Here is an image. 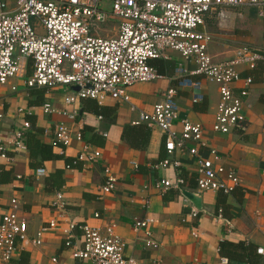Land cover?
Segmentation results:
<instances>
[{"label": "built area", "instance_id": "1", "mask_svg": "<svg viewBox=\"0 0 264 264\" xmlns=\"http://www.w3.org/2000/svg\"><path fill=\"white\" fill-rule=\"evenodd\" d=\"M244 9L255 10L264 20V0H0V91L11 86V91L16 92L19 85L12 84L13 80L28 90L38 88L49 92L62 88L67 92L66 107L73 109L59 111L46 102L42 113L59 114L73 121L79 116L77 104L81 100H95L100 106L108 100L125 103L131 112H139L134 125L146 124L163 132L169 156L186 150L196 165L200 191L232 194L241 186L240 177L225 165L226 158L205 139L204 126L181 118L178 91L201 90L202 80L194 78L197 76L217 84L220 102L212 131L223 135L247 133L254 79L242 77L238 68L246 66L254 70L264 61V53L244 46L233 59L215 62L210 54L215 35L209 30L213 22L224 28L232 13L242 16ZM112 22L117 24L113 35L103 37L102 26ZM175 58L183 62L175 69L176 85L163 93V100L151 112L139 109L130 89L139 83L167 78L152 62ZM238 83L242 85L237 87ZM202 99V94L197 93L193 102ZM18 112L27 117L34 115L26 107H20ZM4 119L5 113L0 110V171L3 163L13 161L11 148L27 151L26 136L32 129L31 121L25 119L21 129L4 132L1 129ZM74 138L83 144L74 164L96 162L102 157L99 148L85 142L81 129L74 132L64 122L56 126L53 144L68 147ZM131 163L138 167L135 161ZM180 166L179 160L167 158L155 168L168 170ZM36 173L44 176L46 170L39 168ZM104 174L102 196L113 192L118 182L109 167ZM183 184L184 178L176 181L167 178L158 181L157 187L166 192L171 188L181 189ZM55 205L62 212L66 209L62 193L57 194ZM20 212L21 204L16 199L11 200L3 213L0 210V264H12L29 243L41 247L44 235L58 227L59 221L52 219L48 227L39 229L30 238L28 222ZM256 216L259 221L263 218L259 212ZM100 217L99 213L95 214V218ZM151 223V219L135 220L133 226L137 233H145L146 247L157 248L149 231ZM258 227L264 233V225ZM76 230H80V236H76ZM116 230L113 222L101 226L72 223L64 231L65 246L80 264H140L125 255V242ZM257 253L264 255V248H257Z\"/></svg>", "mask_w": 264, "mask_h": 264}, {"label": "crops", "instance_id": "2", "mask_svg": "<svg viewBox=\"0 0 264 264\" xmlns=\"http://www.w3.org/2000/svg\"><path fill=\"white\" fill-rule=\"evenodd\" d=\"M241 12L242 16L232 13L224 28L217 22L212 24L225 32L231 26L241 27L237 19L246 21L250 15L255 16L254 23L246 25L248 29L239 28L235 33L225 32L217 37L209 26L216 36L210 45V54L215 62L233 59L244 46L264 53V20L255 10L244 9ZM190 67L195 69L194 65ZM238 69L242 77L254 79L251 87L253 108L247 112L249 129L245 134L223 135L212 131L220 102L217 84L197 76L194 78L202 80L201 90L188 88L178 91L181 118L202 124L205 139L226 158L225 165L233 168L240 177L241 186L229 195L200 191L196 165L186 150L169 156L163 132L146 124L134 125L133 122L139 120V112H131L125 103L108 100L103 105L107 114L100 115L84 110L81 100L77 104L79 116L73 121L59 114L44 115L42 105H31L35 100L29 92L31 89H25L19 81L11 82L19 85L16 92L11 91V86L3 87L0 110L5 113L1 124L4 132L19 130L25 119L32 118L34 126L41 130L37 139L51 146L56 126L64 122L74 132L81 129L85 142L102 152V157L96 162H81L67 168L68 162L76 160L83 149V144L75 138L71 146L55 147L53 152L58 158L47 161L31 159L29 149H10L13 179L0 181L1 212L8 209L11 200H18L20 214L29 225L30 238L39 229L48 227L52 219L59 221L56 230L44 235L41 247L30 243L25 245L12 264H80L74 259L72 250L65 246L64 231L72 223L101 226L108 222L117 225L116 231L125 242V255L135 258L140 264H264V255L257 253V248H264V233L258 227L264 225V73L256 74L246 66ZM173 73L166 74L167 78L163 80L133 86L129 92L137 107L151 112L153 106L163 100V93L176 85ZM241 85L236 84L237 87ZM58 91L62 96H58ZM63 92L62 88L47 91L44 103L51 102L59 111L73 109L66 107ZM197 93L202 94L203 99L194 103ZM20 107L31 109L34 115H21L18 112ZM29 132L37 131L32 128L27 134ZM167 158L179 160L181 166L168 170L155 168ZM132 161L138 164L137 168ZM106 167L111 169L118 182L113 192L102 196ZM39 168L46 170L44 176L37 175ZM167 178L175 181L184 178L185 184L181 189L171 188L163 192L157 187V182ZM183 190L195 194L198 204L187 198ZM58 193L63 194L67 203L63 212L55 205ZM194 211H197L196 216ZM257 212L263 216L260 221L256 218ZM96 213L101 215L100 219L95 218ZM144 219L153 220L149 231L151 239L158 244L157 248L146 247L145 233L134 230V221ZM75 233L76 236L81 235L80 230Z\"/></svg>", "mask_w": 264, "mask_h": 264}, {"label": "trees", "instance_id": "3", "mask_svg": "<svg viewBox=\"0 0 264 264\" xmlns=\"http://www.w3.org/2000/svg\"><path fill=\"white\" fill-rule=\"evenodd\" d=\"M152 65L156 67L158 71L163 75H166V74L171 75L173 72L175 73L176 66L173 63V61L156 60L152 62ZM254 71L256 74H258V72L261 74L264 73V62H259L258 66L254 69ZM29 92L32 96L35 97V100L33 102L31 101V105H43L45 101V94H47L46 89H31ZM83 104H84L83 105L84 110L91 111L93 113L100 114V115L107 114L105 108L103 106L98 105V103L95 100L86 99V100H83ZM29 120H32V128L37 131L35 133L29 132L26 136L27 138L26 144L30 152V158L31 159L41 158L43 161L58 158V155H56L53 152V149L55 147L61 148V145L52 144L50 146V145L43 144L41 141H39L37 139V136L38 134L41 133V130L34 126L35 121L32 118H30ZM124 137L126 138V135ZM75 161L76 160H73L72 162L69 161L68 162L69 165L67 166L71 167L72 165H75L74 164ZM0 176L2 178L0 181H3V182H7L8 180L10 181L11 179H13V174H12V169H11L10 164H6V163L2 164ZM60 185H58V187H60Z\"/></svg>", "mask_w": 264, "mask_h": 264}, {"label": "rangeland", "instance_id": "4", "mask_svg": "<svg viewBox=\"0 0 264 264\" xmlns=\"http://www.w3.org/2000/svg\"><path fill=\"white\" fill-rule=\"evenodd\" d=\"M255 16H252V15H250V17H249V20H246V21H243V20H240V19H237L236 20V22L237 23H240V24H242L241 25V27H238L237 25L236 26H231L229 29H227L225 32L226 33H235L237 30H240L239 28H244V27H246V25L248 24H250V23H254L253 21H255V18H254ZM235 25V24H234ZM210 29L213 31V32H215L216 33V35H217V37H218V35H221L222 33H225V32H222V31H220L218 28H217V26L216 25H213L212 23L210 24ZM117 27V24L116 23H114V22H112V23H110V24H108V25H104V26H102V28H103V32H102V36L103 37H110L111 35H113V33H114V29ZM247 29H248V27H246ZM216 37V36H215ZM173 61V63L175 64V66H179L180 65V63H183L180 59H178V58H175V59H173L172 60ZM16 82H18V80H15ZM62 92L60 91H58L57 92V94H58V96H62V94H61ZM63 93H65V94H67V92H63Z\"/></svg>", "mask_w": 264, "mask_h": 264}, {"label": "water", "instance_id": "5", "mask_svg": "<svg viewBox=\"0 0 264 264\" xmlns=\"http://www.w3.org/2000/svg\"><path fill=\"white\" fill-rule=\"evenodd\" d=\"M76 90H79L78 88H75ZM183 192V194L187 197V198H189L190 200H192L195 204H198L197 203V196L195 195V194H193V193H191V192H188V191H186V190H183L182 191Z\"/></svg>", "mask_w": 264, "mask_h": 264}]
</instances>
